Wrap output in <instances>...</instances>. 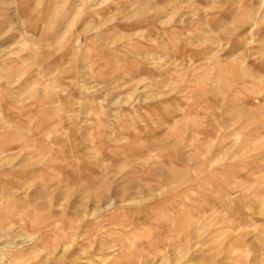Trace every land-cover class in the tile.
Returning <instances> with one entry per match:
<instances>
[{"label": "rangeland", "instance_id": "obj_1", "mask_svg": "<svg viewBox=\"0 0 264 264\" xmlns=\"http://www.w3.org/2000/svg\"><path fill=\"white\" fill-rule=\"evenodd\" d=\"M0 264H264V0H0Z\"/></svg>", "mask_w": 264, "mask_h": 264}]
</instances>
